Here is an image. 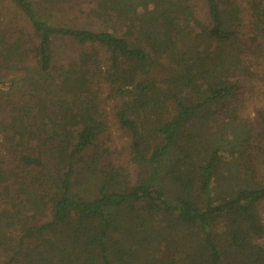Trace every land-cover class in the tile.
I'll return each instance as SVG.
<instances>
[{
  "label": "trees",
  "instance_id": "16d2710c",
  "mask_svg": "<svg viewBox=\"0 0 264 264\" xmlns=\"http://www.w3.org/2000/svg\"><path fill=\"white\" fill-rule=\"evenodd\" d=\"M41 1L90 23L9 0L0 264H264V0Z\"/></svg>",
  "mask_w": 264,
  "mask_h": 264
},
{
  "label": "rangeland",
  "instance_id": "374dc122",
  "mask_svg": "<svg viewBox=\"0 0 264 264\" xmlns=\"http://www.w3.org/2000/svg\"><path fill=\"white\" fill-rule=\"evenodd\" d=\"M41 2H42L41 0H34L35 5L37 3L40 4V9H41L40 12H41L42 16H44V18L50 19V20H55L56 22L57 21L59 22L62 20V22H66L69 24L83 23V24H86L89 26L90 22L85 20V19H84L85 21H83V19H81L79 17V15H76L74 13L75 12L74 10L67 9V11H65V15L57 14V13H54V15H51V13H50L51 9H49V7H47L46 5L44 7V5ZM35 7L37 8V7H39V5L37 4ZM91 26L96 27V25H94V24H92ZM17 28H20V30L22 29L25 33H28L30 30L28 23L19 14V12L15 8V6L11 2H9V0H0V33L3 34V32H4L3 30L7 29L10 33L13 34L11 39H16V31L19 30ZM16 42H18V41L16 40ZM13 49H9V51L7 52L8 57H14L16 55L14 53ZM0 63H4V60H2V62H0ZM0 71H1V73H4L8 76V77H6L7 79H10V75H12L14 77H18L21 74V72H19L18 70L17 71L15 70V72H14V70L9 71L6 69H2L1 66H0ZM253 79L255 80L256 83H260L261 79H263L262 84H264V75L263 74H256ZM16 81H18L17 78H16ZM7 85H8V80H5V84L3 87L7 88L8 87ZM17 85L18 84H16V86ZM106 89L107 88H105L101 92V95H102L101 98L105 102V107H106L103 119H104V122H105L106 127H107V133L109 135H112L114 142L120 143L122 141V139H125V136L122 134V131L120 129H118L117 126L115 125L113 115L110 112L111 104L115 101V98L109 97V93ZM15 93H16L15 96L20 95V93L17 91ZM261 104L264 105V100L261 99V101H259L257 98V95H254V98L250 103H248V101H245V108H243L242 111L244 110L245 114L249 113V115L252 116L254 109L257 108ZM238 163H237V165H238ZM130 170H131V168H130ZM258 172L260 175H262L264 172V167L262 169H258ZM127 173H130V176H131L130 178L132 181H134L133 173L129 172V170H126V174Z\"/></svg>",
  "mask_w": 264,
  "mask_h": 264
}]
</instances>
